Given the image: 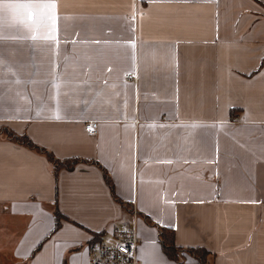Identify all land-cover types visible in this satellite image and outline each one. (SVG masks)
<instances>
[{
  "label": "crops",
  "instance_id": "crops-1",
  "mask_svg": "<svg viewBox=\"0 0 264 264\" xmlns=\"http://www.w3.org/2000/svg\"><path fill=\"white\" fill-rule=\"evenodd\" d=\"M57 3L59 16L88 18L58 21L68 41H61L58 52L55 43L21 39L31 35L21 27L0 30V128L27 135L57 159L86 161L55 173L45 154L0 136V264H89L88 244L125 221L135 226L139 264H152L153 241L169 264H188L189 258L199 264L185 251L177 259L166 255L158 230L164 223L172 225L166 228L172 230L176 248H204L211 264H264V3ZM133 12L137 15L131 32L123 19H91L131 17ZM81 26L86 30L77 38ZM73 39L89 43L74 45ZM97 39L107 43H90ZM129 39L136 41L134 61ZM89 65L94 89L105 95L87 109L79 101L91 102L94 93L74 95L65 110L67 99L57 98L52 87L53 67L67 76ZM258 65L259 71L246 74ZM108 67L114 69L111 74ZM129 71L134 74L125 76ZM84 78L74 79L73 85ZM17 79L22 83H15ZM113 83L119 97H111ZM109 97L120 113L104 102ZM57 99L65 117L60 121L48 119L57 110ZM88 121L98 122L92 135L84 129ZM152 124L157 127L149 128ZM190 124L216 127H172ZM121 164L123 186L114 183L112 173ZM129 166L138 174L130 192ZM37 208L55 219L59 214L52 236L61 228L79 229V236L65 231L57 241H75L72 250L61 248L57 257V248L49 246L52 237L33 247L39 238L33 225ZM74 254V260L68 259Z\"/></svg>",
  "mask_w": 264,
  "mask_h": 264
},
{
  "label": "snow or ice",
  "instance_id": "snow-or-ice-1",
  "mask_svg": "<svg viewBox=\"0 0 264 264\" xmlns=\"http://www.w3.org/2000/svg\"><path fill=\"white\" fill-rule=\"evenodd\" d=\"M141 3L150 2V3H161V2H172V0H140ZM209 2H216V0H209ZM262 3H264V0H261ZM136 12H133L131 17H93L91 19H101L104 21H111L113 19H123L126 23V30L131 32L133 31L132 27V21L136 19ZM141 20L144 18V14H140ZM67 19H73V20H83L88 19L87 17H66V16H59L58 15V3L57 0H0V30L8 27H21L25 30H27L28 33H30V37H21V39H31L32 41H44L48 43L49 45L55 43L57 52L59 51L61 41L65 44L68 43L67 39H65L61 33L63 31H66L64 28L58 27V21L59 20H67ZM85 26H81V30L79 32H76V37L79 38L81 36V33L85 31ZM6 39V37H5ZM107 43V41H101L99 39L92 40L90 43L95 45H100L101 43ZM72 44L77 43H89L88 41H83L80 39H73L71 41ZM127 47L132 49V60H135V49H136V41L129 39ZM3 56V52L0 51V57ZM71 59L70 57H65V61ZM261 64H264V57H261ZM0 67H3L0 65ZM35 67V65H33ZM92 71V66L89 65L87 68H82L81 71L75 72L72 75H67L63 72H57L56 67L54 66L52 69V87L56 89V97L63 96L67 99V103L65 104V110H68L72 106V97L74 95H83L87 96L92 93H94V97L89 102L87 99H81L79 101L80 104H83L85 109H87L90 104L94 105L97 102V98L103 97L105 94L102 90L96 91L93 86V82L90 76V73ZM114 71L112 67H108L106 69V72L108 74H111ZM253 71H259V65L256 69H253L246 74L248 76H252ZM134 73L129 71L125 72V76L133 75ZM80 76L85 77L84 79H79V82L73 85V80L78 79ZM264 78V73H261V77ZM2 78H0V85L3 84ZM15 83L20 84L22 81L17 79ZM29 83H36V81H29ZM40 83H47V81H40ZM102 83L107 86L108 80L105 79L102 81ZM65 87L68 88V91L61 92V88ZM114 91L111 93V97H119L121 93L119 91H115V89L118 87L116 83L111 84L110 86ZM125 87H129L125 84ZM3 89L0 87V92H2ZM19 95V94H18ZM125 108L128 104L127 95L125 94ZM109 97L104 100L105 103H108L111 105L117 113L121 112V109L119 107H116V105L113 103L112 98ZM31 103V101H29ZM4 105V98L2 95H0V119H3L2 115V109ZM39 115V112L37 113ZM122 118H126V115H122ZM9 119H15V117H9ZM50 120H56L60 121L65 119L64 116L61 115L60 112V101L57 99V110L48 117ZM189 127V128H197V127H216V125H197V124H190V125H173L172 127ZM126 127H134V125H126ZM144 127L143 125L141 126ZM149 128H155L157 125H148ZM159 127L163 128L165 125H159ZM221 127H223V124H221ZM89 132L92 131V128L90 127L88 129ZM131 147V145L129 146ZM100 155H103V152L101 151ZM195 161H193L194 163ZM158 163L161 164H172V160H161L158 161ZM187 163V161H185ZM209 163H212V161H209ZM125 171V165L121 164L120 169L117 170L115 167L112 168V173L115 176V182H120L123 186V173ZM129 176H128V188L129 192L131 191V181L135 178L136 173H134L129 166ZM139 183L143 184L144 180L141 176L139 179ZM158 183L163 184L164 181H158ZM122 190V189H121ZM172 196H175L176 193H172ZM129 200H131V197L129 195ZM187 202V201H185ZM196 203H203L202 200L200 201H194ZM165 203L172 204L174 201L170 199H166ZM139 211L143 212V209H139ZM35 216L38 218L33 221L34 227L39 231V238L35 241V244L33 247H36L43 243V241L49 237H52L50 240L49 246H54L57 248V257H59V250L63 248L65 252L72 250V248L75 246V241L72 244H59L57 243L58 240H60L63 237V234L65 231H75L77 236L80 235L79 229H72V228H61L60 232L56 233L55 236H52V233L55 231V228L59 224L58 220H56L53 215L50 212H46L42 209L37 208L35 212ZM157 224H161L162 222L157 219ZM74 223H80L79 221H74ZM83 226V225H82ZM164 226L166 227H172L171 223H164ZM32 229H30L31 231ZM153 248V254L154 258L152 261V264H169V262L159 255L158 251L156 250L155 241L152 243ZM122 251L128 252L127 248L121 249ZM130 254V253H129ZM68 259H75V254L72 257H69ZM188 264H195L194 261H191L189 258Z\"/></svg>",
  "mask_w": 264,
  "mask_h": 264
},
{
  "label": "built area",
  "instance_id": "built-area-1",
  "mask_svg": "<svg viewBox=\"0 0 264 264\" xmlns=\"http://www.w3.org/2000/svg\"><path fill=\"white\" fill-rule=\"evenodd\" d=\"M90 127L91 132L88 131ZM97 127V121L84 124L85 131L90 135L96 132ZM133 215H136L134 210ZM137 245L138 236L134 224L122 222L88 244L89 264H139ZM124 248H127L128 252L121 250Z\"/></svg>",
  "mask_w": 264,
  "mask_h": 264
},
{
  "label": "trees",
  "instance_id": "trees-1",
  "mask_svg": "<svg viewBox=\"0 0 264 264\" xmlns=\"http://www.w3.org/2000/svg\"><path fill=\"white\" fill-rule=\"evenodd\" d=\"M6 136L9 139L15 140L19 143H22L24 145H26L27 147L34 149L42 154H45L46 157L48 158V160L51 162L52 166H53V170L55 171V173L57 172V170L61 167H65V168H72L74 164L81 162V161H86L84 159H80V158H68V159H57L52 152H50L49 150H47L46 148L39 146L37 144H35L34 142H32V140L25 134L23 135H19L16 134L15 132L7 129V128H0V136ZM103 176H104V180L106 182V184L109 187L110 192L112 193V195L115 197L114 192H113V186L111 184V181L108 177V175L106 174L105 170L101 167ZM59 214H56V220H58L59 222ZM149 223L150 220H148ZM58 226V225H57ZM159 230V236H160V240L162 243V247L164 252L166 253V255L169 258L172 259H177L178 254L181 251H185L189 254H192L195 256V258H197V255H195L194 252H199L198 254V262L199 264H211V259L209 258L210 252H208L207 250H205L204 248H176L173 245L172 242V230L170 228H166V227H158Z\"/></svg>",
  "mask_w": 264,
  "mask_h": 264
},
{
  "label": "rangeland",
  "instance_id": "rangeland-1",
  "mask_svg": "<svg viewBox=\"0 0 264 264\" xmlns=\"http://www.w3.org/2000/svg\"><path fill=\"white\" fill-rule=\"evenodd\" d=\"M194 253H195V255H197V258H196V259L198 260V254H199V252H194ZM189 255H190V254H189ZM191 256L195 257V256L192 255V254H191Z\"/></svg>",
  "mask_w": 264,
  "mask_h": 264
}]
</instances>
